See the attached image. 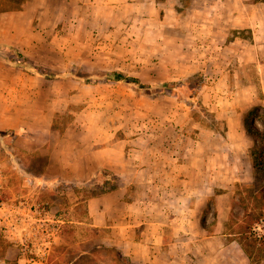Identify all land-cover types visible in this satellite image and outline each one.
I'll return each mask as SVG.
<instances>
[{
	"label": "rangeland",
	"instance_id": "obj_1",
	"mask_svg": "<svg viewBox=\"0 0 264 264\" xmlns=\"http://www.w3.org/2000/svg\"><path fill=\"white\" fill-rule=\"evenodd\" d=\"M225 3L234 8L237 2L0 0V12H6L0 16V53L10 56L8 46H15L39 72L0 58V264H68V247L92 248L83 242L90 227L78 220L88 217L85 200L100 181L61 179L89 149L107 153L115 146L117 158L127 156L137 166L150 152L155 171L163 160L180 163L182 149L220 151L223 140L230 143L226 204L216 194L206 207L213 236L220 235L219 207L227 214L224 235L205 238L203 246L196 236L184 257L190 264L264 261V172L255 169L254 137L247 130L249 119L264 129V100L260 91L254 104L244 102L237 45L228 40L230 47L224 46L237 35L224 31L230 17L244 23L246 39L253 36L254 18L264 42V0H243L244 18L221 12ZM109 71L150 84L199 75L200 86L189 102L183 93L151 96L122 81L80 78ZM255 107L261 116L250 115ZM54 219L64 223L45 249L39 221Z\"/></svg>",
	"mask_w": 264,
	"mask_h": 264
},
{
	"label": "crops",
	"instance_id": "obj_2",
	"mask_svg": "<svg viewBox=\"0 0 264 264\" xmlns=\"http://www.w3.org/2000/svg\"><path fill=\"white\" fill-rule=\"evenodd\" d=\"M236 2L234 8L225 3L221 12L229 16L244 15L243 0ZM24 5L27 6V2ZM5 14L0 12V16ZM238 18L232 22L230 17V24L224 26L227 35L235 32L233 30L237 33L235 39L227 38L224 46L230 47L231 40L237 45V79L244 102L251 105L258 97L256 92L262 91L260 95L264 100V42L254 18L250 26L253 36L249 39L243 35L242 27L245 25ZM231 69H228V74ZM251 91L253 94L249 97L247 94ZM223 141L222 149L213 151L200 146V140H194L200 146L198 151L193 147L190 151H178L180 163L168 153L172 160L159 162L162 168L155 171L150 167V152H146V162L137 166L134 162L129 163L127 156L117 158L115 146H110L107 153L87 148L89 151L82 154L76 166L62 172L61 179L67 183L87 182L104 168L116 175L120 184L85 200L88 217L78 220V223L90 227L83 242L89 241L92 248L68 247L67 254L75 256L68 264H84V257L91 258V264H190L184 256H190L191 247L197 242L195 237L200 236L197 239L203 246L205 238L213 236L210 224L213 214L207 211L208 200L217 194L221 203L226 204L230 143ZM129 164H134L133 171L127 167ZM139 190L143 191L142 195L133 193ZM220 209L218 225L215 226V232H220V235H214L215 238L224 235L227 214Z\"/></svg>",
	"mask_w": 264,
	"mask_h": 264
},
{
	"label": "trees",
	"instance_id": "obj_3",
	"mask_svg": "<svg viewBox=\"0 0 264 264\" xmlns=\"http://www.w3.org/2000/svg\"><path fill=\"white\" fill-rule=\"evenodd\" d=\"M9 55H4L0 53V58L3 59L6 63L21 67L32 74H39L38 66L32 64L28 57H26L17 47L8 46ZM42 75H46L48 77H56L60 76V73L49 72V73H41ZM198 77V78H197ZM84 81L94 82L99 78L107 79V80H117L125 82L131 86H133L136 90L140 92H144L151 96H156L164 93L170 94H185L186 101L192 102L194 96L196 95L198 88L200 86L199 75H195L194 77H188L187 79L179 80V81H167L161 82L157 84H150L142 81L139 77L125 74L121 71H109V72H96L94 74H89L80 77ZM196 79V81H195ZM195 83L194 85L189 86L191 83ZM258 107L253 108L250 111V115H258ZM258 116H261L259 114ZM248 132L254 137V149H253V164L255 166L256 171L264 172V129L259 128L256 123H254L253 119H249V124L247 128ZM96 179L98 182L95 184V190L88 192V198L100 195L109 190L115 189L118 186V177L108 170L102 168L100 169L97 177L92 178ZM82 183V182H81ZM97 188V189H96ZM75 256H69L67 258V262L73 261ZM84 264H91L92 259L88 257H84ZM260 258V257H258ZM90 260V262L85 263V260ZM259 264H264V261Z\"/></svg>",
	"mask_w": 264,
	"mask_h": 264
},
{
	"label": "built area",
	"instance_id": "obj_4",
	"mask_svg": "<svg viewBox=\"0 0 264 264\" xmlns=\"http://www.w3.org/2000/svg\"><path fill=\"white\" fill-rule=\"evenodd\" d=\"M36 223H37V221H36ZM39 223H41L40 225H42V223H44L43 231H41V232L45 237V242H46V246H45L46 248L45 249H47V247L50 249L51 248L50 244L54 243L56 238H58V236H60L61 225H62V223H64V220L54 219V221H52V222L39 221ZM40 225H38L36 227L34 226V228H36L39 231ZM36 243H38V242H36ZM48 251H50V250L44 251V253L42 254V257L45 256L47 253H49ZM30 260H32V262H34V263L40 262L34 258H31Z\"/></svg>",
	"mask_w": 264,
	"mask_h": 264
}]
</instances>
